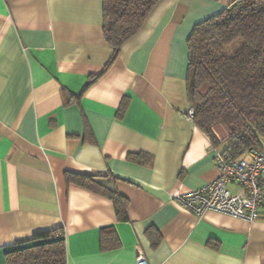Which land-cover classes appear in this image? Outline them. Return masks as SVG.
I'll list each match as a JSON object with an SVG mask.
<instances>
[{
    "label": "crops",
    "instance_id": "crops-1",
    "mask_svg": "<svg viewBox=\"0 0 264 264\" xmlns=\"http://www.w3.org/2000/svg\"><path fill=\"white\" fill-rule=\"evenodd\" d=\"M232 1L159 0L110 61L103 0H0V264L61 238L66 264H264V208L248 222L174 200L219 174L230 132L214 123L213 143L188 115L186 41ZM69 173L103 174L126 219Z\"/></svg>",
    "mask_w": 264,
    "mask_h": 264
},
{
    "label": "trees",
    "instance_id": "trees-1",
    "mask_svg": "<svg viewBox=\"0 0 264 264\" xmlns=\"http://www.w3.org/2000/svg\"><path fill=\"white\" fill-rule=\"evenodd\" d=\"M158 1L103 0V35L114 48L110 61ZM186 43V92L196 126L215 143L212 125L224 123L230 132L224 152L233 158L250 146H263L264 0H233L197 22ZM102 175L69 173L67 178L110 197L118 217L126 219V200L98 179ZM55 232H38L22 243L46 240ZM146 234L157 244L154 229ZM5 258L7 264H66L62 238L8 251Z\"/></svg>",
    "mask_w": 264,
    "mask_h": 264
},
{
    "label": "built area",
    "instance_id": "built-area-1",
    "mask_svg": "<svg viewBox=\"0 0 264 264\" xmlns=\"http://www.w3.org/2000/svg\"><path fill=\"white\" fill-rule=\"evenodd\" d=\"M188 115L193 116L192 107ZM214 159L218 176L176 195L175 202L196 215L211 210L248 222L258 219L264 208V145L250 146L236 158L222 152ZM228 183L236 185L239 191L231 192ZM136 264H147L142 252L137 253Z\"/></svg>",
    "mask_w": 264,
    "mask_h": 264
}]
</instances>
